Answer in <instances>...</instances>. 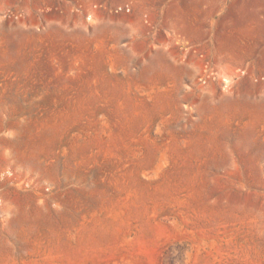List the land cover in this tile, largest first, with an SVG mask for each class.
I'll list each match as a JSON object with an SVG mask.
<instances>
[{
	"label": "rangeland",
	"instance_id": "rangeland-1",
	"mask_svg": "<svg viewBox=\"0 0 264 264\" xmlns=\"http://www.w3.org/2000/svg\"><path fill=\"white\" fill-rule=\"evenodd\" d=\"M0 264H264V0H0Z\"/></svg>",
	"mask_w": 264,
	"mask_h": 264
},
{
	"label": "bare ground",
	"instance_id": "bare-ground-1",
	"mask_svg": "<svg viewBox=\"0 0 264 264\" xmlns=\"http://www.w3.org/2000/svg\"><path fill=\"white\" fill-rule=\"evenodd\" d=\"M224 81H226V82H227L226 78L224 79Z\"/></svg>",
	"mask_w": 264,
	"mask_h": 264
}]
</instances>
